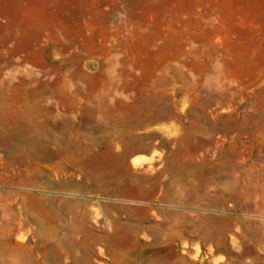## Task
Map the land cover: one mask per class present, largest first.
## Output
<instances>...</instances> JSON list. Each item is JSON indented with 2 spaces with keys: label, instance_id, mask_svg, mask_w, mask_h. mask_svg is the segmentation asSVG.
<instances>
[{
  "label": "rangeland",
  "instance_id": "374dc122",
  "mask_svg": "<svg viewBox=\"0 0 264 264\" xmlns=\"http://www.w3.org/2000/svg\"><path fill=\"white\" fill-rule=\"evenodd\" d=\"M0 264H264V0H0Z\"/></svg>",
  "mask_w": 264,
  "mask_h": 264
}]
</instances>
